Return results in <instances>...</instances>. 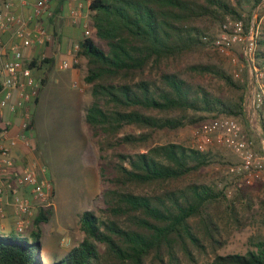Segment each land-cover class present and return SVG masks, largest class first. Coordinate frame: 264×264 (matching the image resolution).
<instances>
[{
  "label": "trees",
  "instance_id": "1",
  "mask_svg": "<svg viewBox=\"0 0 264 264\" xmlns=\"http://www.w3.org/2000/svg\"><path fill=\"white\" fill-rule=\"evenodd\" d=\"M262 5L264 0H93L95 37L104 46L94 37L76 40L91 85L85 119L99 147L103 206L80 213L84 238L51 263L41 255L39 225L50 220L52 207L40 209L30 235L0 231V264H264L260 229L245 253H218L235 230L253 221L246 188L230 194L226 180L208 177L209 167L231 161L211 149L154 141L160 130L211 117L247 123L246 81L209 60L177 65L210 46L213 23L230 16L243 19L248 30ZM256 42L263 66L264 31ZM54 61L35 57L27 66L44 85Z\"/></svg>",
  "mask_w": 264,
  "mask_h": 264
},
{
  "label": "rangeland",
  "instance_id": "2",
  "mask_svg": "<svg viewBox=\"0 0 264 264\" xmlns=\"http://www.w3.org/2000/svg\"><path fill=\"white\" fill-rule=\"evenodd\" d=\"M221 23L212 24L211 34L217 35L220 32ZM254 23L258 28V34L264 31V5L256 11ZM50 33L55 39L43 46L58 47V34L51 31ZM93 37L99 45L104 46V43L99 41L95 35ZM72 45L73 43H71L70 48ZM240 52L241 45L238 44L235 45L231 55L222 54L217 49L208 46L204 50L184 55L177 66L181 68L189 63L209 60L224 67L233 75L234 79L246 81L245 106L247 123L238 118L237 120L242 125L244 134L251 141L253 148L262 154L260 130L256 125L252 127L250 120V72L246 63L242 61ZM233 56L237 58V62L233 61ZM81 58H83L84 62H78L81 70V91L90 96L91 85L86 83L84 79L86 58ZM62 60H56V64L51 66L54 73L51 74L46 85L40 91L42 93L41 103L39 106L32 108V113H37V127L33 130V134L38 140V144L36 142V150H34V160L32 161H36L40 167L46 168L45 174L53 184V195H55L56 202L55 211L50 220L46 221V228L50 230L53 227H58L65 231V239H60L61 242L56 247L43 245L41 255L48 263L62 258L74 245H78L84 238L85 234L79 222L80 213L85 210L98 211L99 207L103 206L102 193L104 184L99 172V147L89 129L88 140L92 147V152H86L81 129L82 125H80L81 120H79L77 115L78 96L68 84L66 75H68L69 70L67 68L62 70L58 66ZM48 77L49 73L46 74V78ZM212 119L213 117L207 121ZM83 124L87 127L84 120ZM199 125H187L175 130H160L155 134L154 141L158 143L177 142L186 146L197 147L194 131ZM130 130L132 129L129 128L128 131ZM208 147L214 153L222 155L225 161H231V164L226 163L224 166L216 164L209 167L208 177L217 182L226 180V183L232 186L229 188L230 194L238 188L244 187L253 198V221L245 227L235 230L228 238L226 244L218 249L220 254L245 253L249 247V237L258 229L264 232V174L257 171L242 174L236 173L232 171V168L238 165L239 159L228 147L215 142L209 143ZM126 148L130 149V147ZM28 162L26 161V163ZM220 185L223 186V184ZM52 208L54 210V206ZM31 220L33 226H35V218L33 216ZM26 232L24 234H27Z\"/></svg>",
  "mask_w": 264,
  "mask_h": 264
},
{
  "label": "built area",
  "instance_id": "3",
  "mask_svg": "<svg viewBox=\"0 0 264 264\" xmlns=\"http://www.w3.org/2000/svg\"><path fill=\"white\" fill-rule=\"evenodd\" d=\"M25 1V0H23ZM54 0H35L33 13L30 17L15 13L11 9V2H3L0 5V75L2 87L0 89V217L6 215L3 205L5 194L11 195V204L16 215V232L25 233L33 227L31 220L33 216V201H37L42 209H48L54 205L53 184L46 177V168L40 167L36 161L18 167L16 160L11 154L12 147L17 144L16 139L8 143L3 142L8 132L10 121L3 118L4 108L15 112L22 109L24 120L23 131L20 139L27 146L31 145L29 130L32 121V106L39 97L42 89L41 78L33 73V69L27 66L30 61L25 57L24 50L33 45L43 46L52 42L55 37L44 25L38 23L32 26L34 18L43 15L52 16ZM93 0H86L88 6ZM70 6V20L77 23L81 17L83 2L68 0ZM254 17L248 28H245L243 19L227 17L220 25V32L208 36L211 40L210 46L220 53L231 55L235 45H241L240 56L246 63L250 72L249 81V105L251 111V126H258L262 142L263 153L257 152L249 138L244 134L240 122L231 117H217L210 121L201 123L194 131V138L197 141V148L208 150L209 143H218L228 147L239 159L238 165L232 171L242 174L250 171H257L264 174V65L256 61L257 50V26ZM10 32L17 40L10 46L11 58L3 59L2 36ZM92 31L88 27L85 30V37H91ZM80 44L76 41L71 48L73 63L79 62L78 51ZM233 61L237 58L233 56ZM71 66L66 60L60 64L61 68ZM82 90V88H81ZM30 187V196L23 194L22 190Z\"/></svg>",
  "mask_w": 264,
  "mask_h": 264
},
{
  "label": "crops",
  "instance_id": "4",
  "mask_svg": "<svg viewBox=\"0 0 264 264\" xmlns=\"http://www.w3.org/2000/svg\"><path fill=\"white\" fill-rule=\"evenodd\" d=\"M11 2V9L15 13L22 14L24 17H30L33 13V4L35 0H0V5L3 2ZM83 2V8L81 12V17L79 18L77 23H72L70 20V6L68 4V0H54L52 3V7L54 10V14L52 16H46L43 15L39 18H34L31 25L35 26L36 24L40 23L44 25L47 29H49L52 33H57L59 36V45L58 47H51V46H40V45H33L32 47L26 48L24 50L25 57L28 60H32L35 57H45L50 56L54 57L55 61L54 64H56V60H66L69 63H71V66L67 69L69 70V73L67 76L68 84L71 88V90L76 93L78 96V111L77 115L79 117V120H81L80 125H82V133H83V139L85 142V149L87 153L92 152V147L89 143V126L87 124V127L84 126L83 120L86 122V111L91 103V95L89 96L87 93H83L81 91V70L79 68L78 63H73V57L71 55V43H75L78 37L84 38L85 37V30L86 28H90L92 31V36L95 35V28L93 26V21L91 17V11L89 9L88 4L86 3V0H78ZM2 51H3V59L11 58L12 53L10 51V46L16 42L17 40L12 36L10 32L4 33L2 36ZM83 57V56H81ZM79 57V61L83 62V58ZM62 60V61H63ZM61 61V62H62ZM59 63V68L64 70L66 68H61ZM86 67V63H85ZM53 67H49L46 69V74L49 73V77L46 78V82L51 77V74L54 72L52 71ZM56 79V77H55ZM46 85V83L42 86ZM2 87V77L0 75V89ZM42 93L39 95V100L37 104H34V106H39L41 103V96ZM34 117V127L28 131L31 139V145L27 146L23 143V141L19 138L23 128V120H24V112L22 109H19L15 112L10 111L8 108H4L3 110V118L5 120L10 121V125L8 127L7 134L2 137L3 142L8 143L11 139H16L17 144L12 147L11 154L16 160V165L18 167H21L26 163V161H32L34 160V150H36V142L38 144V140L36 137H34L33 130L37 127V113L33 112ZM23 194L30 196V187L26 186L22 190ZM3 205L6 209V215L4 217H0V230L4 231L6 233L16 231V215L14 212V207L11 204V195L5 194ZM54 211L56 207L55 202V195H54ZM41 207L39 206L37 201H33V218H36ZM41 232H42V241L43 245L46 244L49 247H56V245L61 242L60 239H65L64 234L65 231L58 227H53L50 230L46 228V222H42L39 225ZM37 229V227L33 226L25 235H30L31 231L33 229ZM63 235V237H61ZM61 237V238H60ZM77 246L74 245L73 247ZM45 260V259H44ZM45 262H47L45 260Z\"/></svg>",
  "mask_w": 264,
  "mask_h": 264
}]
</instances>
